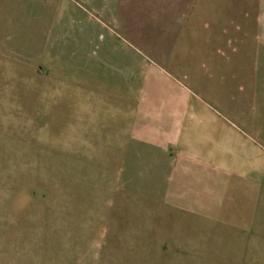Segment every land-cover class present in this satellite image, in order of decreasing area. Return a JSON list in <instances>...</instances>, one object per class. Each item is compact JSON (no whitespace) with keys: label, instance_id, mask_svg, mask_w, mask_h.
<instances>
[{"label":"crops","instance_id":"0c3cea01","mask_svg":"<svg viewBox=\"0 0 264 264\" xmlns=\"http://www.w3.org/2000/svg\"><path fill=\"white\" fill-rule=\"evenodd\" d=\"M75 1L82 11L65 14L60 0H0V96L27 95L12 63L46 67L53 84L36 91L58 96L66 60L69 157L83 147L105 172L116 163L97 214L107 246L75 234V192L53 180L50 201L0 212V264L129 250L137 264L156 250L169 263L264 264V0H199V92L171 68L198 0Z\"/></svg>","mask_w":264,"mask_h":264},{"label":"rangeland","instance_id":"374dc122","mask_svg":"<svg viewBox=\"0 0 264 264\" xmlns=\"http://www.w3.org/2000/svg\"><path fill=\"white\" fill-rule=\"evenodd\" d=\"M59 6L61 13L65 14L74 7L82 11L80 1L60 0ZM65 21L67 18H61V24H65ZM61 63V87L54 90L58 94L54 97L53 90L36 91L37 85L46 90L53 84L48 77L50 71L44 69L46 67L15 63L11 65L13 76H28V92L24 98H20L17 91L0 96V212H5L15 202L50 201L55 180L58 188L75 192L71 194L76 206L75 223L72 225L75 234L94 237L98 250L105 251L107 226L97 218V214L111 198L102 189L116 186V163L114 160L109 162L110 167L105 172L100 160L85 161L83 147L78 148L81 151L75 159L71 155L69 157L68 98L65 87L68 67L66 60ZM171 68L178 80L199 92V0L189 8L173 52ZM15 84L13 81L12 85ZM236 123L241 125L238 121ZM19 187L25 190L18 191ZM38 188L42 190L38 191ZM77 247L83 250L86 246L84 243H77ZM155 254L151 258L141 256L139 264L169 263L170 258L163 255L162 251L156 250ZM91 255L87 253L80 256L77 252L76 258L84 259L79 264H91ZM124 255L128 256L121 257L113 253L107 258L105 255H98L94 264H137L136 256H131V250L125 251ZM72 258L74 255L70 256V260ZM133 258L136 262H133ZM62 259L66 260L65 256ZM200 259L206 264H211L213 260L211 257ZM176 260L173 258L169 264H179ZM186 260L187 264H199V257H189Z\"/></svg>","mask_w":264,"mask_h":264}]
</instances>
